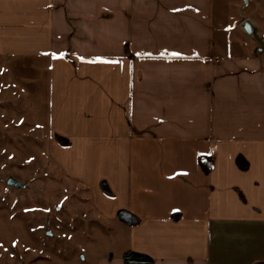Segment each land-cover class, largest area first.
<instances>
[{"label":"crops","instance_id":"1","mask_svg":"<svg viewBox=\"0 0 264 264\" xmlns=\"http://www.w3.org/2000/svg\"><path fill=\"white\" fill-rule=\"evenodd\" d=\"M0 55L38 74L52 159L123 235L94 264H264V19L243 2L0 0Z\"/></svg>","mask_w":264,"mask_h":264},{"label":"rangeland","instance_id":"2","mask_svg":"<svg viewBox=\"0 0 264 264\" xmlns=\"http://www.w3.org/2000/svg\"><path fill=\"white\" fill-rule=\"evenodd\" d=\"M238 1L245 14L264 19V5ZM30 68L24 59L0 55V264H94L116 254L123 235L107 239L88 190L52 159L44 89Z\"/></svg>","mask_w":264,"mask_h":264},{"label":"water","instance_id":"3","mask_svg":"<svg viewBox=\"0 0 264 264\" xmlns=\"http://www.w3.org/2000/svg\"><path fill=\"white\" fill-rule=\"evenodd\" d=\"M243 1H244V3H247V2H248V0H243ZM245 29H246L247 32H251V31H250V29H251V24H250V22H247V23H246V25H245ZM8 182H9V184H11L12 186H16V187H20V186H22L18 181H16V180L13 179V178H10V179L8 180Z\"/></svg>","mask_w":264,"mask_h":264},{"label":"snow or ice","instance_id":"4","mask_svg":"<svg viewBox=\"0 0 264 264\" xmlns=\"http://www.w3.org/2000/svg\"><path fill=\"white\" fill-rule=\"evenodd\" d=\"M62 55V54H61ZM173 55H177V56H179L180 54L179 53H174Z\"/></svg>","mask_w":264,"mask_h":264}]
</instances>
